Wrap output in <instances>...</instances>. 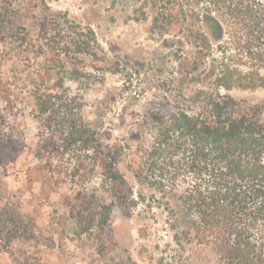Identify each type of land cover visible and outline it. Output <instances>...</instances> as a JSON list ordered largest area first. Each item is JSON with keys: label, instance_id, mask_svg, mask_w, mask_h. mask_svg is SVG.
<instances>
[{"label": "rangeland", "instance_id": "obj_1", "mask_svg": "<svg viewBox=\"0 0 264 264\" xmlns=\"http://www.w3.org/2000/svg\"><path fill=\"white\" fill-rule=\"evenodd\" d=\"M206 4L0 0V76L19 78L14 90L23 88L22 102L6 111L16 150H0V264L220 263L217 239L184 213L178 197L187 184H141L132 172L152 143L151 113L165 116L178 106L198 111L223 67L242 78L228 91L236 113L264 108V87L247 83L260 64L253 58L260 43L248 40L243 47L226 29L221 38H211L205 58H195L184 18L204 19ZM4 21L10 22L7 27ZM67 40L80 43L79 51L64 48ZM40 73L43 89L73 98L76 112L100 134L103 151L114 152V168L131 190L127 198L114 196L100 167L75 175L76 164L66 158H39L40 124L31 117L26 81ZM77 194L110 206L104 231L92 223L80 233L71 219L60 221Z\"/></svg>", "mask_w": 264, "mask_h": 264}, {"label": "trees", "instance_id": "obj_2", "mask_svg": "<svg viewBox=\"0 0 264 264\" xmlns=\"http://www.w3.org/2000/svg\"><path fill=\"white\" fill-rule=\"evenodd\" d=\"M206 5L202 20L193 17V10H185L192 14L184 21L196 44L195 58H205L211 38H221L226 29L243 47L248 40L257 41L260 47L253 58L260 64L254 73L249 72L247 83L264 87L260 73L264 67V0H207ZM172 21L170 16L166 23ZM3 23L7 27L10 22ZM67 45L79 51L80 43L67 40L63 47ZM247 50L252 53L249 45ZM237 79L242 80L234 76V70L223 67L212 80L213 93L203 95L198 111L178 106L165 116L151 113L152 143L144 148L132 172L141 184L160 188L187 184L178 198L184 213L195 217L217 239L219 264H264V108L254 105L236 113L228 91ZM44 80L40 73L26 81L27 97L33 104L31 117L40 124L39 158H66L76 164L75 175L86 167L93 172L100 167L116 191L114 196L127 198L131 190L126 191L123 176L114 168V152L103 151L100 134L76 112L73 98L44 90ZM12 81L0 76V150H16L11 144L14 126L8 125L6 111L22 102L23 88L15 91L20 81L15 76ZM220 89L227 92L221 94ZM86 197L77 194L60 221L71 219L81 227L80 233L92 223L104 231L110 206Z\"/></svg>", "mask_w": 264, "mask_h": 264}]
</instances>
